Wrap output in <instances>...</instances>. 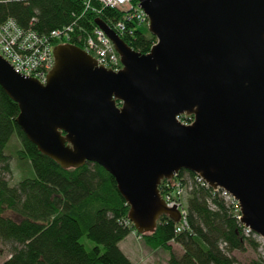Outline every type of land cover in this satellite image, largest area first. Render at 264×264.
Listing matches in <instances>:
<instances>
[{
  "label": "water",
  "instance_id": "obj_1",
  "mask_svg": "<svg viewBox=\"0 0 264 264\" xmlns=\"http://www.w3.org/2000/svg\"><path fill=\"white\" fill-rule=\"evenodd\" d=\"M137 1L156 38L147 53L96 20L118 71L72 43L54 46L44 83L0 56L17 124L61 167L107 170L140 234L161 215L179 221L158 185L185 169L232 194L241 222L264 238V0Z\"/></svg>",
  "mask_w": 264,
  "mask_h": 264
},
{
  "label": "trees",
  "instance_id": "obj_2",
  "mask_svg": "<svg viewBox=\"0 0 264 264\" xmlns=\"http://www.w3.org/2000/svg\"><path fill=\"white\" fill-rule=\"evenodd\" d=\"M122 17L98 0H0V24L12 18L38 33L73 25L70 41L80 47L76 36L91 33L98 18L114 26ZM126 25L132 33L121 38L134 51L149 52L156 38L147 24ZM18 113V104L0 86V243L9 251L0 264H133L119 242L134 231L151 249L167 250L168 264H241L234 251L258 248L256 237L245 235L220 192L200 182L193 183L186 198V229L176 233L177 223L161 215L153 232L138 233L114 177L90 161L61 167L27 138L16 122ZM13 135L18 146L11 151L7 145ZM12 159L19 171L14 183L6 179L14 172ZM179 173L195 177L185 169ZM82 235L96 245L86 249ZM171 242L183 253L177 255ZM249 264H264V259L253 258Z\"/></svg>",
  "mask_w": 264,
  "mask_h": 264
},
{
  "label": "built area",
  "instance_id": "obj_3",
  "mask_svg": "<svg viewBox=\"0 0 264 264\" xmlns=\"http://www.w3.org/2000/svg\"><path fill=\"white\" fill-rule=\"evenodd\" d=\"M105 6L120 12L122 18L114 26H111L121 37L132 33V27L127 28V22L138 24L149 23L148 18L137 0H98ZM74 32V26L68 25L60 29L51 30L49 33H38L31 28H23L17 22L8 18L0 24V56L6 60L13 70L20 74L38 79L40 82L46 81V74L54 65L53 48L57 44L72 43L70 41ZM77 41H81L83 50L91 54L97 61V65L118 71L122 68L120 56L117 53L112 41L105 32L98 26L87 35L78 34ZM178 120L184 124H191L194 120L192 114L179 115ZM200 182L212 191L220 192L228 205L233 207V212L238 222L243 226L245 235L253 234L259 245L263 244L264 238L250 228L246 227L240 217L241 209L237 199L225 189L220 187L212 188L200 175L195 177L180 176L175 173L170 178L161 179L158 188L162 198L168 207H176L180 213V219L175 227V232L179 233L188 227L186 205L181 202L182 195H187L193 189V183ZM186 201V199H185ZM136 237L140 236L134 231ZM225 244H222V246Z\"/></svg>",
  "mask_w": 264,
  "mask_h": 264
},
{
  "label": "rangeland",
  "instance_id": "obj_4",
  "mask_svg": "<svg viewBox=\"0 0 264 264\" xmlns=\"http://www.w3.org/2000/svg\"><path fill=\"white\" fill-rule=\"evenodd\" d=\"M8 146H10L11 151H13L18 146L17 137L15 135H13L10 138L7 148ZM11 163H12V167H14L15 165L14 159H12ZM18 177H19V171L16 170V168L14 167V172L11 175H7L6 179H8L11 183H14L16 182ZM185 199H186V195H182L181 202L183 203L182 204L183 207L184 205H186ZM136 238H137V242H135V244L137 250L136 257L138 264H168L169 253L167 250L158 248L156 251H151V248L145 244L142 238H138V237ZM80 242L84 244L86 249H91L93 246L96 245V243L93 240L87 238L86 235H82L80 237ZM171 245L173 251L177 255L183 253V249L179 244H177L176 242H171ZM121 246L123 247V245ZM233 256H235V258L239 263L249 264L250 260L253 258L262 257L264 259V246L263 244L258 245V248L255 250L247 246L244 251H234ZM8 257H9V251L7 246L0 243V263Z\"/></svg>",
  "mask_w": 264,
  "mask_h": 264
},
{
  "label": "crops",
  "instance_id": "obj_5",
  "mask_svg": "<svg viewBox=\"0 0 264 264\" xmlns=\"http://www.w3.org/2000/svg\"><path fill=\"white\" fill-rule=\"evenodd\" d=\"M137 238L134 232H130L123 240L119 242L120 249L126 254V256L132 261L133 264L137 263V250L136 244ZM123 245V247L121 246ZM157 249H151V251H156Z\"/></svg>",
  "mask_w": 264,
  "mask_h": 264
},
{
  "label": "bare ground",
  "instance_id": "obj_6",
  "mask_svg": "<svg viewBox=\"0 0 264 264\" xmlns=\"http://www.w3.org/2000/svg\"><path fill=\"white\" fill-rule=\"evenodd\" d=\"M148 26V25H147Z\"/></svg>",
  "mask_w": 264,
  "mask_h": 264
}]
</instances>
